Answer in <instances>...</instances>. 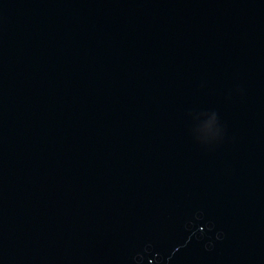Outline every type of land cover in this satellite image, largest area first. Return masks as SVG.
I'll list each match as a JSON object with an SVG mask.
<instances>
[{
    "label": "water",
    "instance_id": "obj_1",
    "mask_svg": "<svg viewBox=\"0 0 264 264\" xmlns=\"http://www.w3.org/2000/svg\"><path fill=\"white\" fill-rule=\"evenodd\" d=\"M0 264H264V0H0Z\"/></svg>",
    "mask_w": 264,
    "mask_h": 264
}]
</instances>
